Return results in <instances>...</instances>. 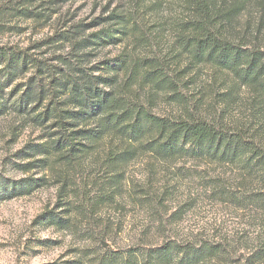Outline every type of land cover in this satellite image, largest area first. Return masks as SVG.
Here are the masks:
<instances>
[{
	"label": "trees",
	"instance_id": "obj_1",
	"mask_svg": "<svg viewBox=\"0 0 264 264\" xmlns=\"http://www.w3.org/2000/svg\"><path fill=\"white\" fill-rule=\"evenodd\" d=\"M147 1L129 0V8L108 9L89 22L66 20L25 48L0 46V117L10 113L22 125L40 129L35 141L14 154L23 162L11 165L23 172H50L55 207L63 209L76 196L87 197L93 208L119 199L125 168L141 154L153 163L207 160L238 171L239 188L224 199L264 217V0H177L182 15L171 26L177 53L100 54L109 46L145 37L139 10ZM249 4L256 12L253 28L249 20L239 23ZM18 12L33 20L51 17L29 8ZM204 66L233 78L214 116L195 104L190 109L180 90ZM148 89L167 95L185 110L157 114L152 93L145 94ZM241 89L250 94V116L230 122L227 109L239 101ZM84 172L88 176L77 183ZM44 180L0 178V198L30 194ZM89 187L104 190L103 195L88 198L90 192L81 191ZM39 218L60 229L71 225L69 217L55 210ZM260 237L259 245L247 251L250 264H264ZM94 252L96 264H204L224 259L229 250L226 241L169 238L125 251Z\"/></svg>",
	"mask_w": 264,
	"mask_h": 264
},
{
	"label": "rangeland",
	"instance_id": "obj_2",
	"mask_svg": "<svg viewBox=\"0 0 264 264\" xmlns=\"http://www.w3.org/2000/svg\"><path fill=\"white\" fill-rule=\"evenodd\" d=\"M131 5L129 0H0V46L25 48L50 35L53 28L66 20L89 22L108 9ZM22 8L49 13L51 17L27 19L18 12ZM180 10L177 0L142 3L140 23L145 37L141 41L131 39L109 46L100 54L113 57L131 51L139 56L167 57L177 53L171 26L182 15ZM246 20L253 28L256 12L251 4L239 23L243 25ZM240 28L237 25L243 34ZM187 83L180 90L190 109L195 104L204 114L214 116L225 103L223 93L229 92L233 78L204 66ZM240 91L239 101L227 109L230 122L246 121L250 116V94L244 89ZM151 93L149 89L145 91L148 96ZM166 96L152 93L154 112L185 110L184 105ZM39 134V128L22 125L21 119L13 114L0 117V178L16 181L45 176L39 182L41 186L30 194L0 198V264H70L73 260L96 264L95 250L125 251L157 245L169 238L226 241L227 257L204 264H250L246 261L247 251L257 247L260 236H264V217L224 199L239 188V175L234 167L190 158L153 163L152 158L141 154L125 168L119 199L93 208L87 197L76 196L68 201L69 206L56 209V187L50 172L41 168L23 172L11 165L12 161L23 162L15 159L14 154L26 143L35 141ZM87 176L85 172L79 174L77 183ZM85 191L90 192L88 198H91L103 195L104 190L89 187L81 192ZM47 210L63 213L70 218L71 225L60 229L43 222L39 216Z\"/></svg>",
	"mask_w": 264,
	"mask_h": 264
}]
</instances>
